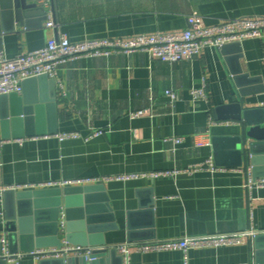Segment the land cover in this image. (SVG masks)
I'll return each instance as SVG.
<instances>
[{"label": "crops", "instance_id": "1", "mask_svg": "<svg viewBox=\"0 0 264 264\" xmlns=\"http://www.w3.org/2000/svg\"><path fill=\"white\" fill-rule=\"evenodd\" d=\"M9 8L0 0V53L8 57L44 47L61 34L75 42L181 31L193 12L207 24L264 16V0H51L22 22ZM50 17L57 28L46 26ZM59 77L62 85L55 81V89L48 80L26 83L33 111L22 123V136L2 138L0 133V188L184 169L211 157L215 161L213 138L240 134L244 122L217 120L214 108L239 101L264 108V38H247L224 49L208 47L173 63L145 52L82 57L63 65ZM204 82L208 98L195 99L191 89ZM168 89L178 92L176 101L166 95ZM138 111L144 113L133 116ZM211 115L218 123L210 125ZM96 130L104 131L91 137ZM65 132L79 136L60 140L57 134ZM171 137L183 141L176 144L167 140ZM254 143L256 173L264 177V141ZM252 157L248 154L242 166L219 165L225 171L104 183L118 225L105 232L107 246L250 228L264 234V187L247 189L242 171L250 168L254 175ZM0 234V240L7 236L1 191ZM187 254L188 264H264V235ZM184 257L180 249L133 252L131 264H185ZM9 264L62 263L26 255Z\"/></svg>", "mask_w": 264, "mask_h": 264}, {"label": "built area", "instance_id": "2", "mask_svg": "<svg viewBox=\"0 0 264 264\" xmlns=\"http://www.w3.org/2000/svg\"><path fill=\"white\" fill-rule=\"evenodd\" d=\"M47 7L51 0H39ZM50 15V14H49ZM188 27L181 31L158 32L153 34H139L129 37H114L100 39H85L81 41H71L65 34L58 35L50 40L46 46L39 49L20 53L15 57H8L0 53V96L12 93L21 94L24 90V81L47 75L62 85L59 71L60 68L76 59L82 57L110 56L115 53L133 54L145 52L151 58L160 59L166 62H179L185 59L202 54L204 49L214 47L222 49L230 43H241L247 38H264V16L237 17L222 20L215 24H207L204 17L198 12H193L187 18ZM47 27L57 28L59 24L49 18ZM166 95L171 101H176L179 94L174 89L166 90ZM191 94L195 99H207L205 82L200 87L191 89ZM144 111L133 113V116L142 115ZM218 123L213 115L210 116V125ZM104 130H96L91 137H96ZM60 140L78 137L77 132H65L57 134ZM23 142V139H17ZM173 142L181 143L182 137H171ZM225 167L217 165L211 157L203 162L190 165L184 169H173L157 171L152 173H130L110 175L104 177H85L76 179L51 180L41 183L20 184L15 186L0 188L5 190H34L40 188H55L66 186L89 185L96 183H108L112 181H128L139 177H158L161 175H177L180 173L192 174L199 171H225ZM246 173V187L251 190L254 186L264 187V177H255L251 169H242ZM64 224V220L61 221ZM253 228L229 232L213 233L206 235H188L182 238L149 240L141 242H125L112 245L118 254L122 256L124 264H131L133 252L147 253L150 251L180 249L185 254V264H188V251L194 248L220 247L225 245H237L246 241H253L256 235L260 234ZM0 257L8 263H18L26 256H32L37 260L59 259L69 257H85L94 260L92 257L95 247L73 244L63 240L60 246L38 247L29 252H12L9 239L3 236L1 239Z\"/></svg>", "mask_w": 264, "mask_h": 264}, {"label": "water", "instance_id": "3", "mask_svg": "<svg viewBox=\"0 0 264 264\" xmlns=\"http://www.w3.org/2000/svg\"><path fill=\"white\" fill-rule=\"evenodd\" d=\"M8 2L16 20L22 22L27 13L45 6L29 0H1ZM39 4L41 6H39ZM238 43V42H237ZM225 45L222 49L226 48ZM48 80L55 89V80L41 75L24 81L23 94L12 93L0 96V133L2 138L22 136V123L28 120L33 107L26 99V83ZM23 95V96H20ZM10 108V112L7 109ZM217 120L243 121L241 133L234 137L213 138L217 165L242 166L248 154H252L254 176L259 157H256L255 140L264 141V108L245 107L233 102L214 108ZM226 147L232 148L227 151ZM258 174V175H257ZM102 183L55 188H40L27 191L8 189L4 191V220L12 252H29L38 247L60 246L63 240L73 244L95 247L92 257H69L43 259L41 262L62 264H112L123 261L115 248L107 246L105 232L118 227L116 218L109 208V198ZM64 218V224L59 222ZM264 234H258L255 241ZM1 236V234H0ZM1 242V240H0ZM256 246V245H255ZM1 252V244H0ZM0 264H9L0 257Z\"/></svg>", "mask_w": 264, "mask_h": 264}]
</instances>
